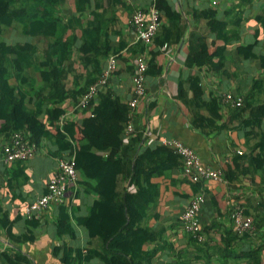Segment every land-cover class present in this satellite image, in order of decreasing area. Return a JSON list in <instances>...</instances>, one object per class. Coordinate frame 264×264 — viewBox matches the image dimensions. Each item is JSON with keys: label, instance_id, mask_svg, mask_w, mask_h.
<instances>
[{"label": "crops", "instance_id": "1", "mask_svg": "<svg viewBox=\"0 0 264 264\" xmlns=\"http://www.w3.org/2000/svg\"><path fill=\"white\" fill-rule=\"evenodd\" d=\"M156 1L158 2L90 0V7L82 18L83 28L89 22L95 24L96 32L92 44L100 50L105 49L106 55L101 60V69L106 68L110 57H116L118 70L102 92L112 93L120 104L128 105L135 98L132 78L138 57L143 56L148 62L155 52L158 53L155 61L161 72L158 75L148 74L146 96L138 101L136 109L131 110L134 132L124 138L121 151V156L129 167L128 173L136 156L147 148L155 150L160 147L161 139L180 140L193 148L206 166L215 170H228L238 151L248 152L245 137L248 131L243 128L244 125L233 118L230 109L226 107L222 121L217 123L219 131L204 135L193 127L191 112L178 97L181 86L184 93L193 95L189 83L192 77L201 79L206 100L211 94L221 92H233L241 96L248 93L253 79L261 74L259 62L244 59L242 63L233 66L232 62L237 61L238 57L232 51L239 46L254 43L253 34L260 26L253 17L264 13V0H254L245 5H239L238 0L221 3V17L232 12L229 16H238L244 20L241 40L229 44L227 63L221 74L210 72L206 68H188L185 64L189 52V33L194 28L206 35L211 52L216 46L224 45V42L215 41L210 36L213 22L197 21L194 6L199 5L191 0H159L163 25L168 23L174 13H180L182 25L185 26L182 39L173 45H160L153 41L146 52H136L137 46L130 24L132 13L135 9L149 10ZM67 4V7H63L62 14L75 15L77 11L74 0H67ZM200 6L202 9L205 5ZM94 13L103 15V18L100 16L97 19ZM19 33L17 30L8 34L7 38L15 41ZM74 35H77L80 47L82 30L74 31ZM256 46L257 53L264 54V33L258 38ZM88 51L90 52L89 47L86 52H78L76 48L71 60L75 73L69 75L68 89L74 86L76 76L82 79L83 85L90 76L96 79L100 77V74L95 73L94 65L89 64L85 68L81 63L82 56L89 58ZM96 104L95 101L94 106H90L88 110L79 111L78 103L74 100L62 103L59 106L62 110L59 129L63 132L67 121L76 122L79 129L82 120L93 113ZM46 120L47 117L44 122ZM49 130L51 133L56 132L51 127ZM78 138L80 139L78 135L73 139L67 136L72 147L75 144L76 152ZM52 143L47 139L43 140L37 155L20 168L0 162L1 209L3 215L6 214L12 223L10 227L0 224V264H64L61 261L64 247L74 255L78 250L81 251V259L77 264H129L128 258L109 254L106 243L99 236H91L90 221L87 224L80 221L89 216L98 195L87 193V189L79 185L78 178L69 187L61 203L51 204L43 212L42 220L36 226L23 217L25 207L47 192L51 178L59 171V161L63 153L57 155V145ZM3 144L4 140L0 139V154ZM257 161L260 165L261 161ZM261 175L264 176V172ZM261 175L257 174L256 179L250 175H241L233 183L227 184L215 181L195 184L184 174L183 167L179 166L153 178L157 193L149 196L153 198V202L147 209L142 224L144 229L162 238L144 246L145 250L155 252L152 264H221L226 258V264H250L247 257L236 258L237 255L249 251V247L260 250L256 264H264V178ZM120 185L122 189L123 183ZM198 195L205 197L199 216L202 241L184 231L182 219L189 203ZM60 206L65 207V212ZM237 208L242 209L246 216H254L252 230L242 234L237 232L232 221V215ZM24 236L26 239L18 240ZM247 236L249 239L244 240ZM30 237L33 239H28Z\"/></svg>", "mask_w": 264, "mask_h": 264}, {"label": "trees", "instance_id": "2", "mask_svg": "<svg viewBox=\"0 0 264 264\" xmlns=\"http://www.w3.org/2000/svg\"><path fill=\"white\" fill-rule=\"evenodd\" d=\"M89 1L74 0L77 12L73 16H65L62 14V9L67 7V0H0V139L4 140L1 153L5 152L7 146H11L13 135L21 134L25 138L29 136L30 142L37 146L34 156L28 160L37 155L40 151L39 146L46 139L57 145V155L63 153V157L66 158L71 156L73 151L67 136L73 139L78 135L80 137L79 141L76 140L78 182L87 189V193L98 195L89 216L80 221L86 224L88 221L91 222V236H99L106 243L109 254L124 256L130 260L129 264H152L155 252L145 250L144 246L162 239L160 235L142 227L147 209L153 202V198L149 196L155 195L154 192L157 193V190H154L156 184L152 179L162 176L167 170L183 167L181 156L165 147L162 144L164 139H161L160 147L155 150L147 148L136 156L128 173L129 167L124 162L121 151L125 130L132 121L131 110L137 107L132 109L129 104H120L118 98L110 92L103 93L101 90L90 101L89 107L94 106L95 101L97 104L93 113L82 120L79 129L77 123L72 121L65 123L63 132L58 125L62 114L59 106L67 100L79 103L98 80L90 76L83 85L82 79L76 76L74 86L67 88L69 75L75 73L71 67V60L76 48L78 52H86L88 47L90 49L89 58L83 56L80 58L85 68L89 64L94 65L95 73L100 74V77L106 69H101V60L106 55L105 49L100 50L94 43L92 44L96 32L95 24L89 22L83 28L82 18L90 7ZM191 1L199 5V7L194 6L197 21L213 22L210 36L214 37L215 41L224 42V45L216 46L211 52L206 42V35L194 28L189 33V52L185 64L188 68L199 70L206 68L210 72L221 74L227 63L229 44L241 40L244 20L233 15H230L232 16L230 18L229 14L232 12L221 17V4L214 8L209 0ZM238 1L239 5H245L254 0ZM200 4L205 6L200 9ZM154 5L160 10L159 29L150 43H136V52H146L148 45L153 41L160 45H173L184 36L185 26L182 25L180 13H174L168 23L163 25L160 1H156ZM139 11L148 17L150 9L134 10L130 20L132 28L134 15ZM94 16L97 19L100 16L103 18V15L96 13ZM253 18L260 26L253 34L254 43L239 46L232 51V54L238 57L237 61L232 62L233 66L242 63L244 59L259 62L261 74L253 79L248 93L241 96L238 93L221 92L211 94L206 100L203 96L201 79L192 77L189 83L193 95L184 93L181 86L178 97L191 112L193 127L204 135L219 131L217 123L222 121L226 107L230 109L232 117L238 119L248 131L245 133L248 152L241 151L242 155H240L238 151L233 165L228 170L222 171L226 184L233 183L241 175L244 177L250 175L256 179L257 174L261 175L264 172V54H258L256 50V42L264 33V13ZM79 28L83 32L80 47H78V37L74 35V31H79ZM17 30L20 33L15 41L7 38L8 34H13ZM124 45L126 46L127 43ZM157 54L155 52L148 62L143 56L138 57L147 64L144 75L145 96L148 74L158 75L161 72L155 61ZM136 72L135 65L133 78ZM226 94H233L236 99L241 100L240 106H232L225 102ZM88 108L78 110L86 111ZM45 117H47L46 122H44ZM49 127L56 132L51 133ZM251 141L254 143L251 144ZM257 160L263 165L261 162L259 165ZM0 162L5 163L1 154ZM25 162L6 164L20 168ZM261 176L264 178L263 175ZM120 183H123L122 189ZM47 193L48 186L44 195ZM60 208L63 210L65 207L60 206ZM23 217L27 220L24 215ZM252 217L254 219V216ZM8 219L6 214L3 215L0 199V224L10 227L12 223ZM28 221L36 226L41 220ZM198 221L201 230L196 237L193 236L196 240L202 232L199 217ZM183 229L185 231L184 222ZM24 239L26 236L18 240ZM247 239L249 236L244 237V240ZM258 251L249 247V251L237 255L236 258L247 257L250 264H256ZM80 259V250L74 255L64 247L61 258L64 264H77ZM226 261L227 258L225 262L221 261V264H226Z\"/></svg>", "mask_w": 264, "mask_h": 264}, {"label": "built area", "instance_id": "3", "mask_svg": "<svg viewBox=\"0 0 264 264\" xmlns=\"http://www.w3.org/2000/svg\"><path fill=\"white\" fill-rule=\"evenodd\" d=\"M203 1V0H195ZM206 1V0H204ZM210 5L214 8L220 6L223 1L226 0H209ZM149 16L146 17L143 12H137L133 18V37L134 42L150 43L160 26V10L156 5L150 8ZM137 72L132 79L135 98L129 103L130 107L136 108L138 101L145 97V85L144 75L147 70V64L142 60L137 61ZM118 70V64L116 57H110L107 61V67L101 77L92 85L89 91L83 96L82 100L78 103L77 108L85 110L89 107L90 101L107 86L109 80L116 74ZM225 102L232 106H240L241 100L236 99L233 94H226ZM134 132L133 122H129L124 133V138ZM28 138V140H27ZM30 137L19 134L13 135L11 139V146L5 148V152L1 153L2 161L5 163H12L17 161H27L32 158L37 150V146L30 142ZM162 144L165 147L172 149L175 153L181 156L183 160L184 174L187 175L190 180L195 184H202L207 181L224 182V175L222 170H215L206 166L199 155L193 148L186 145L180 140L164 139ZM238 154L242 155L239 151ZM77 162H76V149L73 144V151L71 156L61 158L59 161V171L51 178L48 184V193L36 202L26 206L23 215L27 220H42L43 212L52 204H59L62 202L69 187L77 181ZM204 195H198L194 197L189 203L187 209L182 215V219L185 225V231L188 234L196 237L201 230V226L198 221L199 214L202 206L204 205ZM232 221L239 233H245L253 229L252 217L246 216L242 209L237 208L233 215ZM199 241H202V237H198Z\"/></svg>", "mask_w": 264, "mask_h": 264}]
</instances>
